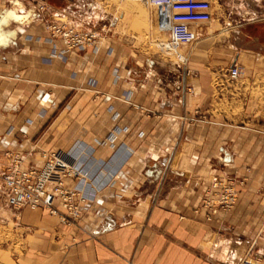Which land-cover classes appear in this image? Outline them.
Wrapping results in <instances>:
<instances>
[{"label": "crops", "instance_id": "0c3cea01", "mask_svg": "<svg viewBox=\"0 0 264 264\" xmlns=\"http://www.w3.org/2000/svg\"><path fill=\"white\" fill-rule=\"evenodd\" d=\"M52 1L0 0V209L9 208L1 181L6 153H19L25 167H40V145L68 151L86 171L65 180L86 201L73 226L24 206L15 223L23 229L24 250L15 256L0 249V264H238L242 247L231 248L228 239L241 245L240 225H247L248 251L255 242L251 225L264 224V216L244 215L255 209V193H263L264 208V129L238 126L235 117L198 116L217 109L212 76L200 66L244 63L242 80L264 93V0H216L221 15L230 17L220 29L234 37L205 36L189 55L198 72L170 63L165 85L133 72L124 42L109 29L83 48L52 38L46 25L54 20L79 32L94 27L79 0ZM201 27H195L197 39ZM218 79L227 80V73ZM228 95L231 108L255 107L240 91ZM244 159L250 181L239 188L235 207L210 219L204 208L194 212L210 182L241 172ZM260 159L263 167L255 162ZM54 207L64 211L59 201Z\"/></svg>", "mask_w": 264, "mask_h": 264}, {"label": "rangeland", "instance_id": "374dc122", "mask_svg": "<svg viewBox=\"0 0 264 264\" xmlns=\"http://www.w3.org/2000/svg\"><path fill=\"white\" fill-rule=\"evenodd\" d=\"M51 2L53 1L51 0ZM246 2H249V0H246ZM79 5L82 9L88 10L91 14L92 20L90 21L89 26L94 27L90 30H95L97 33V37L98 34L99 37L100 35H102L100 33L101 29H105V32L107 29H109L110 34L120 37L122 42H124L121 44H124V46L127 48L126 59L133 72H138L139 74L148 72L150 73V77L152 79H158V81H160V85H165L164 83L166 78H170V63L174 62L176 63V65H179L182 68L187 67L189 73L192 75L198 72V68H191V57L189 55L190 50L193 49V46L196 45V43L203 39L205 36L209 37L210 40L227 39L231 41L235 35V33L233 32L225 33L226 30L222 31L220 29L230 22V17L221 15V7L217 2H215L213 7L212 19L208 23L203 24L201 27L203 36L200 39L195 40L191 45H186L185 50L181 51L182 54H184L186 57V60L183 62L180 58L181 52L179 50H176L175 52H170V50L169 52H167L163 50L165 47L164 40L168 41L169 39L168 33L159 30L156 18V9L154 6L147 4L145 1L79 0ZM93 8H95V10H91ZM95 14H99V16L95 17ZM119 24H121L120 28L117 27V25ZM248 44L249 43H242V46L247 47ZM201 58L202 60L205 59L203 56ZM148 60L151 62L150 65L146 63L148 62ZM238 65L241 68L242 75L235 82L229 81V79H218L220 78L221 74L227 73L228 61L224 63L219 61L214 62L212 65L208 61L207 64L200 66L204 70L210 72L212 76L211 97L213 98V104L217 109L213 112H197V115L200 117H204L209 114L217 116L224 115V117H226L225 119H231L232 117H235V121L232 122L237 121L236 125L238 126L250 125L254 126L255 129H257V126H259L264 129V93H258L257 88H252L249 86L250 84L248 80H242L244 79V75H246L245 73L247 67L244 63H238ZM205 66H207L208 69ZM179 70H181V68ZM254 82V84H257L259 81L255 80ZM233 90L240 91V96H250L252 99L256 100L254 109L250 112H245L243 110V103L241 102L240 104H238L237 109L231 108V104H229L228 102L229 95L227 96V94L232 93ZM219 93H222V95ZM222 96L223 98L221 100L217 99L221 98ZM243 140L244 139L242 138L239 139L238 145L234 147L236 151H240V149L243 147ZM40 146V151L42 149L50 148L57 149V147L52 145ZM260 148H262L261 145ZM255 162L256 164H258L257 167H263V161L261 159L255 160ZM7 164L8 160L6 161L3 170L5 169V166ZM241 166V172L233 170L231 173H224L220 175L221 177L231 179L235 183V188L237 189V199L239 196V188L246 185L250 181V177H248L247 174L251 168L250 162L244 159L242 160ZM243 198L247 199L246 193H244ZM253 199L256 205L255 209L246 211L245 208L244 215H255L260 216L261 218V216H264V208L261 207L263 204V193H255ZM235 204L230 210H218L217 213L219 211H222L223 213H229L235 207ZM46 212L47 214L54 216L59 224H63L59 221L58 215L51 214L48 210H46ZM80 216L75 221V223L80 220ZM18 221H20V211L15 212L5 206L0 209V249L5 248L7 249L6 253H13L15 256L20 255L23 252L25 243L23 240V229L20 228L18 224H15ZM251 226H253L254 228L253 238L255 239V242L253 244V247H251V249H248V251L246 249L248 244L246 235L247 225H240V227H242V230L240 229L239 232L241 237H239V240H236L240 241L241 245L235 246L236 242L228 239L231 244H229L231 248L242 247L240 250V252L242 253L237 256V259L239 261L238 264H246L245 261L252 260H257L260 262V264L264 263V224L257 222ZM227 231H230V228H227ZM232 244L234 245L232 246Z\"/></svg>", "mask_w": 264, "mask_h": 264}, {"label": "built area", "instance_id": "2783aa9c", "mask_svg": "<svg viewBox=\"0 0 264 264\" xmlns=\"http://www.w3.org/2000/svg\"><path fill=\"white\" fill-rule=\"evenodd\" d=\"M145 1L156 9V18L160 31L168 33L171 50H179L182 44L191 45L196 39L195 27L208 23L213 16L216 0H138ZM46 28L52 38H60L66 48H83L97 38L95 30L79 32L73 27L64 26L54 20ZM181 60L186 57L181 53ZM229 81H237L242 71L234 62L227 70ZM116 135L111 133L109 139L114 141ZM8 164L1 174V181L8 207L19 212L22 207L43 208L56 214L65 225H73L80 216V204L86 197L80 195L75 187H67V178L80 179L86 171L76 166L68 151L61 148L42 149L43 164L40 167H25L23 158L17 152H8ZM237 200V189L231 179L215 177L208 185L199 208L206 210L210 219L218 210H230ZM59 201L64 212L55 207ZM246 264H260L257 260L245 261Z\"/></svg>", "mask_w": 264, "mask_h": 264}, {"label": "bare ground", "instance_id": "6f19581e", "mask_svg": "<svg viewBox=\"0 0 264 264\" xmlns=\"http://www.w3.org/2000/svg\"><path fill=\"white\" fill-rule=\"evenodd\" d=\"M165 41V47H164V51H167V52H169V50H170V52H175V51H173V50H171V48H170V45H169V42L167 41V40H164Z\"/></svg>", "mask_w": 264, "mask_h": 264}]
</instances>
